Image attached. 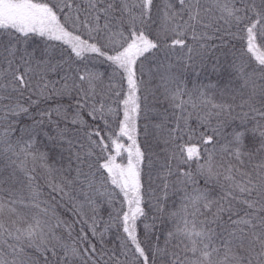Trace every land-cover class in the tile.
I'll return each instance as SVG.
<instances>
[{
  "label": "snow or ice",
  "instance_id": "1",
  "mask_svg": "<svg viewBox=\"0 0 264 264\" xmlns=\"http://www.w3.org/2000/svg\"><path fill=\"white\" fill-rule=\"evenodd\" d=\"M0 264H264V0H0Z\"/></svg>",
  "mask_w": 264,
  "mask_h": 264
},
{
  "label": "trees",
  "instance_id": "2",
  "mask_svg": "<svg viewBox=\"0 0 264 264\" xmlns=\"http://www.w3.org/2000/svg\"><path fill=\"white\" fill-rule=\"evenodd\" d=\"M241 45H242V41H240V40H238V39H232V40L230 41V44H229L230 47L234 46V50L237 51V54H239V49L241 48ZM213 79H215V77H213ZM125 87H126V86H125ZM65 103H67V101H65ZM85 118L87 119V116H85ZM143 127H144V126H142L141 121H140V122H139L140 135H139L138 139H139L140 143L142 144V146L145 144V139H146L145 136H144V133H143ZM147 140H148L149 143H153V142L150 140L149 137H147ZM149 140H150V141H149ZM53 150H54L53 152L50 151V154H49V155H50V157L53 159V161H55L54 156H55L56 154H58V152L60 151V149H59V148H55V149H53ZM157 150L160 151V148L157 147ZM65 155H67V153H65ZM161 155H163L162 152H161ZM60 163H61V161L58 162L57 166H59ZM147 173H148V170H147V168H145L144 179H145V182H146V183H147ZM36 183H38V184L41 186V188L43 189V198H47L50 189H48V188L45 186L43 176H42V174H41L40 172H38V174H37V180H36ZM97 200H98V202L101 203L102 198L97 197ZM102 204H103V203H102ZM116 207L118 208L119 205H116ZM58 211H59L60 213H63L65 218H68V219H75V217L72 216L71 211H70L68 208L64 207V206H61V207L58 209ZM109 211H110V210H109ZM109 211L106 212V209L102 206V207L100 208V210H99V216L102 217L104 220H107L108 217L106 216V214H108ZM76 227H77V229H79V228L81 227V225L77 224ZM85 227H86V226H85ZM138 231L141 233V236H142V234H143V227H142V225L139 227ZM118 235H123L122 230L118 233L116 229H113V230L109 233V235L105 237V240H106V242H107V243H106V247H108V248H118L119 243H120V240L118 239Z\"/></svg>",
  "mask_w": 264,
  "mask_h": 264
},
{
  "label": "rangeland",
  "instance_id": "3",
  "mask_svg": "<svg viewBox=\"0 0 264 264\" xmlns=\"http://www.w3.org/2000/svg\"><path fill=\"white\" fill-rule=\"evenodd\" d=\"M96 67H97V69L99 70V71H105V69L107 68V65L106 64H97L96 65ZM109 71H110V69H109ZM190 79H194L193 77H190ZM206 82V81H205ZM150 101H151V97H150ZM141 124H142V126H144V121L143 120H141ZM149 138H150V140L152 141V137L151 136H149ZM41 140H42V144H41V147L42 148H44L45 150H47V151H49V154H50V151H54L53 150V148H52V145L47 141V140H45L43 137H41ZM149 140V141H150ZM153 142V141H152ZM157 150V149H156ZM158 151V150H157ZM60 152V151H59ZM58 152V153H59ZM163 154V153H162ZM54 159H55V163L56 164H58V162L60 161L59 160V156H58V154H56L55 156H54ZM41 174H42V170H41V172H40ZM154 186V185H153ZM101 203H103V201L101 200ZM102 206L106 209V212L107 211H109L110 209H109V207H108V205L106 204V203H103L102 204ZM106 216L108 217V214H106Z\"/></svg>",
  "mask_w": 264,
  "mask_h": 264
}]
</instances>
